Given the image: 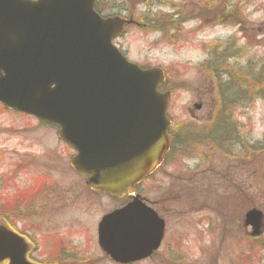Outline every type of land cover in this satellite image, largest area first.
<instances>
[{
    "label": "rangeland",
    "instance_id": "1",
    "mask_svg": "<svg viewBox=\"0 0 264 264\" xmlns=\"http://www.w3.org/2000/svg\"><path fill=\"white\" fill-rule=\"evenodd\" d=\"M118 1L128 8L130 0ZM136 1L143 0H134L133 23L118 48L139 67L164 71V90H172L168 116L174 130L184 131L185 125L208 130L220 105L213 74L219 65L210 46L221 43L218 54L227 50L239 55L226 62L232 79L239 75L234 70L250 76L264 71V0H161V6L146 0L137 7ZM229 6L247 19L241 30L233 24L236 17L229 19ZM176 15L186 23L167 32ZM224 74L220 71V79ZM231 95L226 93V99ZM247 99L233 103L237 108L231 123L240 141L232 142L233 148L221 150L215 142L189 152L175 148L139 186L166 223L163 246L141 264H264L259 236L251 237L252 228L244 225L248 210L264 214V100ZM74 155L57 128L0 106V226L28 232L38 245L49 243L51 236L62 240L75 252L72 264H86L81 256L115 264L98 249L95 235L102 217L123 202L89 192L86 178L71 167ZM39 256L49 258L47 264L57 263L55 252L42 250Z\"/></svg>",
    "mask_w": 264,
    "mask_h": 264
},
{
    "label": "water",
    "instance_id": "2",
    "mask_svg": "<svg viewBox=\"0 0 264 264\" xmlns=\"http://www.w3.org/2000/svg\"><path fill=\"white\" fill-rule=\"evenodd\" d=\"M125 19H102L94 0H0V102L60 128L87 185L123 198L163 162L171 146L170 93L160 68L142 70L113 45ZM263 213L246 225L261 233ZM165 221L140 197L105 216L102 249L116 262L150 257ZM26 245L0 227V262L28 264Z\"/></svg>",
    "mask_w": 264,
    "mask_h": 264
},
{
    "label": "trees",
    "instance_id": "3",
    "mask_svg": "<svg viewBox=\"0 0 264 264\" xmlns=\"http://www.w3.org/2000/svg\"><path fill=\"white\" fill-rule=\"evenodd\" d=\"M228 15L231 21L235 20V17L237 18V20L233 21V24H235L234 26H240V28H243L244 21H246L247 19L245 18V16L240 17L234 6H229ZM175 24L176 21L172 23V28L166 31L173 32ZM220 45L221 46H218L216 44V46L212 47V53L213 55H215L216 62L219 65L214 66L213 69V74H215L216 77L214 78L215 84L218 89V93L220 94V105L218 108L216 119L212 125H209L210 127L208 130L205 127H188V125H185L186 127L184 126V131L178 130L182 131L181 133L177 130L172 129L171 135L173 137V149L178 148L180 145L182 148H184V150H192L195 147L203 148L204 144H207L209 142H215L217 147L221 150H226L227 147L232 148V142H240L239 135L233 130V124L231 123V120L233 119V112L237 108L233 103H238L237 100L239 99L249 102L247 98H250L252 96L254 97V99L261 96V99L264 100V71L260 70L258 73H253V75L250 76L251 74H249L248 72L245 73L242 70H234V72H237V74L239 75L237 78L232 79V70L229 71L227 69V67L232 68V66H228L229 63L226 64V62L233 58L235 55H237V57L239 58V55L230 54L227 50L221 51V55L218 54L217 46L218 48H221V50L223 48V45L221 43ZM220 71H225L224 79H220ZM255 87L258 91H256L255 93L253 92V95L248 94L250 91L254 90ZM169 90L172 92L171 88ZM229 91L232 92V95L230 96L231 98L226 99L225 94ZM238 94L239 96L242 94L244 97H235L238 96ZM199 135H202L203 137L198 139ZM244 146L247 147V145L245 144ZM249 149L252 150V148L247 147V150ZM262 176H264V173H262ZM19 208L20 207H18L17 209L18 213H20ZM3 211H8V208H4ZM259 241L262 248H264V239H261Z\"/></svg>",
    "mask_w": 264,
    "mask_h": 264
},
{
    "label": "flooded vegetation",
    "instance_id": "4",
    "mask_svg": "<svg viewBox=\"0 0 264 264\" xmlns=\"http://www.w3.org/2000/svg\"><path fill=\"white\" fill-rule=\"evenodd\" d=\"M146 2H147L146 0L136 1V7H137V5L138 6L144 5ZM156 2L158 5L161 6V0H156ZM134 5H135L134 0H130L128 8H126L127 4L120 2L118 0H116V1L95 0V8H96L97 12L103 18L120 16V17H124V18L132 20V19H134V16H130V12L132 11V8L134 7ZM123 6H125V9L123 8ZM176 17H177V19H176ZM176 17H175L176 24H177L178 29L180 30L181 26L186 22L183 21L184 18L182 15H180V16L176 15ZM181 23H183V24L181 25ZM135 24H136V26H139V24L137 22H135ZM127 28H129V26ZM127 28H126V30H127ZM116 45L120 47V46H122V43L117 40ZM75 173L78 176H81L83 178L86 177L80 173H77V172H75ZM86 189L89 190V192H92L93 194H99L98 192L92 191L87 185H86ZM139 191L140 190H137V194L140 195ZM16 233L20 237L23 238L24 242L27 245V251H26L25 258L30 264H47L48 263L49 258H45L44 256H39L42 250H44V252L47 251V252L57 253L58 258H56L54 260L57 262L56 264H72L73 259H75V252L70 250V249L65 248V246L62 244V242H63L62 240L55 241L54 236L49 237L51 239L49 241V243L44 240L46 237L43 238L44 243H45V245L43 246V245H38L37 243H35L32 240V238L29 237L28 232L24 233V232H20V231L16 230ZM43 240H41V241H43ZM37 253H38V256H37ZM81 260H82V262H84L86 264H97V262H99L98 260H96L94 258H91V259L87 258V260H85L82 256H81V259L79 261H81ZM143 262L144 261L139 262V263H135V264H141ZM1 264H8V262H3Z\"/></svg>",
    "mask_w": 264,
    "mask_h": 264
}]
</instances>
